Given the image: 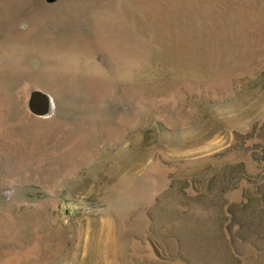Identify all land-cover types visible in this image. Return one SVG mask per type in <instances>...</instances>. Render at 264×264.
I'll return each instance as SVG.
<instances>
[{"label": "rangeland", "instance_id": "1", "mask_svg": "<svg viewBox=\"0 0 264 264\" xmlns=\"http://www.w3.org/2000/svg\"><path fill=\"white\" fill-rule=\"evenodd\" d=\"M0 264H264V0H0Z\"/></svg>", "mask_w": 264, "mask_h": 264}, {"label": "bare ground", "instance_id": "2", "mask_svg": "<svg viewBox=\"0 0 264 264\" xmlns=\"http://www.w3.org/2000/svg\"><path fill=\"white\" fill-rule=\"evenodd\" d=\"M44 94V96H45V98H46V107H48V108H50V106H49V100H50V102L51 101H53L52 100V98H48V95L47 94H45V93H43ZM51 105V104H50ZM53 105V104H52ZM52 107V106H51ZM46 113V112H45Z\"/></svg>", "mask_w": 264, "mask_h": 264}, {"label": "water", "instance_id": "3", "mask_svg": "<svg viewBox=\"0 0 264 264\" xmlns=\"http://www.w3.org/2000/svg\"><path fill=\"white\" fill-rule=\"evenodd\" d=\"M41 96L44 98V101H45V104H43V106H44V109H47V107H46V98H45V96H44V94L43 93H41ZM42 106V105H41ZM40 106V107H41ZM44 113V112H43Z\"/></svg>", "mask_w": 264, "mask_h": 264}]
</instances>
